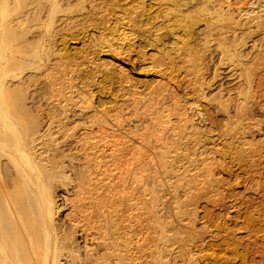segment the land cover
Here are the masks:
<instances>
[{
    "label": "bare ground",
    "instance_id": "6f19581e",
    "mask_svg": "<svg viewBox=\"0 0 264 264\" xmlns=\"http://www.w3.org/2000/svg\"><path fill=\"white\" fill-rule=\"evenodd\" d=\"M119 2L0 0V264H264V0Z\"/></svg>",
    "mask_w": 264,
    "mask_h": 264
},
{
    "label": "rangeland",
    "instance_id": "374dc122",
    "mask_svg": "<svg viewBox=\"0 0 264 264\" xmlns=\"http://www.w3.org/2000/svg\"><path fill=\"white\" fill-rule=\"evenodd\" d=\"M124 0H121L120 2H119V0H117V2H119V3H124L123 2ZM127 1V0H126ZM224 1H228V2H230L232 5H234V6H237V5H244V4H247V5H249L248 3H246L247 2V0L245 1V0H224ZM245 2V3H244ZM242 3V4H241ZM89 30H94V32H96L97 30L96 29H93V28H89ZM255 35V39H258V35H256V34H254ZM80 40L78 39L77 41H69V49L71 50V51H73V50H75V49H79L80 47L82 48L83 46H82V44H81V41L79 42ZM81 45V46H80ZM72 47V48H71ZM102 58H107V57H102ZM215 59V58H214ZM137 63V62H136ZM129 64H131V65H133V70L134 71H136V72H134V79L136 78L138 81V84H136V86L138 87V89L140 88L141 90H145V91H147V88L150 86V85H155V81L154 80H156V82H157V80L159 79L158 77H156V75H154V74H152V72L151 71H149V72H147V73H145L144 71H140V70H138V68H137V66H136V64H133L132 62H130ZM212 66V65H211ZM211 66L209 67V68H211ZM85 67V66H84ZM183 69L184 68H182L180 71H179V73H178V75H179V77H177V78H174L173 80H171L170 82L171 83H173V82H176V80H179L180 78H183V80H185L186 81V83H187V80H190L191 78H192V75L191 74H188V75H186L185 76V74H187L185 71H183ZM138 70V71H137ZM171 69L170 68H168V69H166V73H164V74H166L165 75V77L167 78V80L169 79V77L171 76V75H173V73L172 74H170V72H168V71H170ZM185 70V69H184ZM187 70H189V69H187ZM163 71H165V69L163 70ZM151 72V73H150ZM185 72V73H184ZM208 73H210L211 71L210 70H208L207 71ZM208 73H207V75H208ZM222 73H224V74H227V71L226 70H224V72H222ZM151 74H152V76H151ZM157 78V79H156ZM185 78V79H184ZM135 79V80H136ZM154 79V80H153ZM224 79H226V78H224ZM223 79V80H224ZM256 79H257V81H259V82H261L259 79H263L262 80V83H259V84H263V87H262V89H263V91H261V92H259L260 94H264V93H262V92H264V74H259V76L258 77H256ZM152 81V82H151ZM151 82V83H150ZM254 84H258L256 81H255V83ZM139 89V90H140ZM184 90H187V89H184ZM189 93V91H187V95L185 96V97H188L189 95H190V93ZM96 95H98V93H96ZM264 97V95L262 96V99H264L263 98ZM105 99V98H104ZM263 125H264V123H263ZM262 125V126H263ZM263 131H264V126H263ZM225 134V133H224ZM227 136L225 135L224 136V138L222 137V138H220V139H218L217 141H214V142H216V143H213V144H209L207 147H209V146H211V145H213V147H211V149H212V152L211 153H209V152H206V153H209V154H203L202 156H204V157H207L208 155H210V154H213V155H210V156H208L209 158H211V157H213V159L211 158L210 160L211 161H213V163H214V165H216L218 162H220V161H222V162H225V163H228V164H230V165H232V169H234V171L235 172H239L242 168H244L245 166H243V165H241V166H239L240 165V163L238 164L236 161L235 162H233L234 160H231V154L229 153V152H227V151H223V150H225V149H227L224 145H223V142L225 141L224 139L226 138ZM257 139H258V137H257ZM219 143V144H218ZM218 144V145H217ZM217 147V149L219 148V149H221V153H219L220 152V150L218 149V151L215 149ZM222 147V148H221ZM224 147V148H223ZM216 151L218 152V153H216ZM225 152V155L226 156H229L228 157V159L229 160H231V161H229L228 159H227V157L225 156H223V155H221V154H223ZM215 153H216V155H215ZM229 153V154H228ZM220 154V155H219ZM223 156V157H222ZM217 158L218 157V159H215V158ZM220 157H222V158H220ZM225 158V159H224ZM215 159V160H214ZM218 160V161H217ZM217 161V162H216ZM229 161V162H228ZM232 163V164H231ZM237 163V164H236ZM236 165H238V167L236 166ZM243 166V167H242ZM242 167V168H241ZM218 171V170H217ZM216 174V177H219V171H218V174L217 173H215ZM221 175V174H220ZM225 176V175H224ZM223 176V177H224ZM226 177V176H225ZM227 178V177H226ZM226 178H221L222 179V181L223 182H219V183H217V186H216V188L217 189H219L220 188V191L219 190H217L218 192H221L222 190H223V193H225L226 191H231V189H229V187H228V182H231V181H233V179H230V180H227ZM224 180H226V182H224ZM258 180H259V178H258ZM250 182V184H248ZM253 180L252 181H248L247 182V186H251L253 183ZM222 183H224V184H222ZM219 185H221V187L219 186ZM224 185L226 186V187H224ZM210 188V187H209ZM225 188V189H224ZM214 190V189H213ZM225 190V191H224ZM243 190V187L241 186H239L238 188H236L233 192H237V191H242ZM204 201V200H203ZM202 200L201 201H199V207H202V208H204V209H208L210 206H208L209 204L207 203V202H203ZM200 202H202V203H200ZM204 203V204H203ZM207 203V204H206ZM206 204V205H205ZM202 205V206H201ZM202 208H199V213H200V215L201 214H203L204 213V210L202 209ZM202 221H198V223H197V225H199L200 223H201ZM211 228H214L213 226H211ZM206 254V253H205Z\"/></svg>",
    "mask_w": 264,
    "mask_h": 264
}]
</instances>
